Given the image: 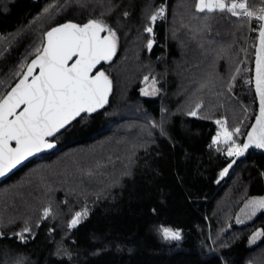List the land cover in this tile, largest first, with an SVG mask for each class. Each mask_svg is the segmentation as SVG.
<instances>
[{
    "label": "trees",
    "instance_id": "trees-1",
    "mask_svg": "<svg viewBox=\"0 0 264 264\" xmlns=\"http://www.w3.org/2000/svg\"><path fill=\"white\" fill-rule=\"evenodd\" d=\"M197 3L0 0V98L52 28L99 19L118 38L100 68L112 81L108 105L0 184V264H264V236L250 244L264 233V210L237 222L247 201L264 197V154L237 159L227 144H213L221 121L240 128L242 145L257 113V39L249 40L248 19L199 12ZM146 81L156 82L155 95L143 93ZM161 227L181 240H165Z\"/></svg>",
    "mask_w": 264,
    "mask_h": 264
},
{
    "label": "snow or ice",
    "instance_id": "snow-or-ice-1",
    "mask_svg": "<svg viewBox=\"0 0 264 264\" xmlns=\"http://www.w3.org/2000/svg\"><path fill=\"white\" fill-rule=\"evenodd\" d=\"M197 11L226 12L250 21L255 19L259 23L255 60L259 117L247 134V142L242 145L233 139L240 133V128L229 131L221 121H216L221 125V131L213 138V144H219L222 139L228 145L226 155L237 158L250 147L264 149V7L250 9L247 0H230L229 3L226 0H198ZM163 14L162 7L150 17L151 22ZM145 31L152 33L153 28L149 26ZM117 43L116 32L99 19L89 20L83 25L64 23L46 33V43L37 49L35 59L27 64L23 77L0 98V177L29 157L54 148L50 137L65 129L82 113H94L108 103L112 81L103 70L96 69L101 62L112 60ZM152 45L150 40L149 50ZM189 115L195 117L197 111L193 110ZM13 141L15 147L12 146ZM234 163L232 160L231 164ZM227 171L225 168L221 176ZM246 207L252 210L250 215H255L257 210H264V198L251 200ZM49 214L50 210H45L44 216ZM86 216V211L76 213L69 226L76 227ZM30 231L26 227L18 233L20 239L24 240V233ZM159 231L165 240L179 241L182 238L179 230L170 227H161ZM257 236H264V233L255 234L253 241Z\"/></svg>",
    "mask_w": 264,
    "mask_h": 264
},
{
    "label": "water",
    "instance_id": "water-1",
    "mask_svg": "<svg viewBox=\"0 0 264 264\" xmlns=\"http://www.w3.org/2000/svg\"><path fill=\"white\" fill-rule=\"evenodd\" d=\"M68 23V22H67ZM62 25V24H61ZM60 26V25H59ZM102 35H105L104 33H102ZM46 43V36H45V42H44V44ZM258 46H259V34H258V37H257V43H256V47H255V55H254V70H253V87H254V91H255V95H256V100H257V113H256V115H255V117H254V120L252 121V124L250 125V127H249V129H248V131H247V133H246V135H245V137H244V140H243V143H246L247 142V134L251 131V129H252V127L255 125V123H256V120H257V118L259 117V114H260V99H259V96L257 95V93H256V90H255V60H256V49L258 48ZM33 59H35V57H33L30 61H29V63H31V61L33 60ZM28 63V64H29ZM104 63H106V62H101V64L100 65H98L97 66V69L96 70H100V68H101V66L104 64ZM25 70H26V68H25ZM25 70H24V72H25ZM96 70H94V72H93V74H95V71ZM37 72H38V69H37ZM24 74V73H23ZM23 74H22V76L18 79V81L12 86V87H15V85L19 82V80L23 77ZM11 87V88H12ZM11 88H10V90H11ZM9 90V91H10ZM8 91V92H9ZM7 92V93H8ZM111 92H112V88H111ZM111 92H110V94H109V97H108V103H109V100H110V96H111ZM6 93V94H7ZM5 94V95H6ZM108 103L103 107V108H101V109H98L96 112H94V113H97V112H100L101 110H103L107 105H108ZM84 114H86V113H82L81 114V116H79V117H77V119L76 120H74L71 124H73L75 121H77L80 117H82ZM92 114V113H91ZM70 124V125H71ZM70 125H68L65 129H61V131L60 132H58L55 136H53V137H50L49 138V140H50V142H52V143H54L55 144V147L54 148H52V149H47V150H45V151H42V152H40V153H37V154H35V155H33V156H31V157H29L28 159H26L25 161H23L22 163H20L19 165H17L15 168H13L10 172H8L4 177H0V184L3 182V181H5L9 176H11L13 173H15L17 170H19L21 167H23L25 164H27L28 162H30L31 160H33V159H35V158H37V157H40V156H42V155H44V154H49V153H51V152H53L55 149H56V142L55 141H53V139L57 136V135H59L61 132H63L64 130H66ZM242 143V144H243ZM12 146L13 147H15V142L13 141L12 142ZM253 150H258V151H260L261 153H263L264 154V149H258V148H255V147H250L248 150H247V152L243 155V156H240L239 158H237V159H243L249 152H251V151H253Z\"/></svg>",
    "mask_w": 264,
    "mask_h": 264
},
{
    "label": "rangeland",
    "instance_id": "rangeland-1",
    "mask_svg": "<svg viewBox=\"0 0 264 264\" xmlns=\"http://www.w3.org/2000/svg\"><path fill=\"white\" fill-rule=\"evenodd\" d=\"M142 90H143V93H144V94L147 93V94H145V95H155V94L158 92L156 82L153 83V81H146V82H145V85H144V87H143ZM237 137H238V136H237ZM233 139H234V137H233ZM220 142H221V143H224L222 139H221ZM251 200H253V199H250L249 201H251ZM249 201H248V203H249ZM257 213H258V212L256 211L255 215H256ZM247 216H248L247 218H242V217H240V220H239L240 222H239V223H243V222L250 221V220H252L253 217H254V215H247ZM257 233H258V232H255V233L252 235V237H253L255 234H257ZM252 237H251V240H250V244H251V245L256 244V243H257L258 241H260V239H261V236H257V238L255 239V241H253Z\"/></svg>",
    "mask_w": 264,
    "mask_h": 264
},
{
    "label": "built area",
    "instance_id": "built-area-1",
    "mask_svg": "<svg viewBox=\"0 0 264 264\" xmlns=\"http://www.w3.org/2000/svg\"><path fill=\"white\" fill-rule=\"evenodd\" d=\"M260 7H264V5L262 4V5L256 6L255 8H251V7L249 6L250 9H258V8H260ZM242 18L248 19V18H246V17H242ZM248 21H249V24H250L249 40H251V39H255V38L257 39L258 34H259V30H260V29H259V23H258L255 19H252L251 21L248 19ZM249 46H251L252 48L255 47V46H253V45L250 44V41H249L248 44H247V48H248ZM244 61H245V59H244ZM238 136L240 137L239 134H238Z\"/></svg>",
    "mask_w": 264,
    "mask_h": 264
},
{
    "label": "flooded vegetation",
    "instance_id": "flooded-vegetation-1",
    "mask_svg": "<svg viewBox=\"0 0 264 264\" xmlns=\"http://www.w3.org/2000/svg\"><path fill=\"white\" fill-rule=\"evenodd\" d=\"M246 205H248V201L242 206V208H241V210H240V212L238 214L239 215V218L240 217L247 218L248 217L247 215H250V213H251L252 210L250 208L246 207ZM261 211H263V210H257V212H258L257 214H259ZM256 215H254V217Z\"/></svg>",
    "mask_w": 264,
    "mask_h": 264
},
{
    "label": "crops",
    "instance_id": "crops-1",
    "mask_svg": "<svg viewBox=\"0 0 264 264\" xmlns=\"http://www.w3.org/2000/svg\"><path fill=\"white\" fill-rule=\"evenodd\" d=\"M261 198H264V197H253V198H251V199H261Z\"/></svg>",
    "mask_w": 264,
    "mask_h": 264
}]
</instances>
